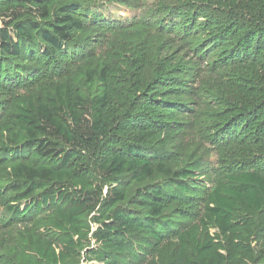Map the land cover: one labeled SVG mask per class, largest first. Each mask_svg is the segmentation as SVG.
<instances>
[{
	"label": "trees",
	"instance_id": "obj_1",
	"mask_svg": "<svg viewBox=\"0 0 264 264\" xmlns=\"http://www.w3.org/2000/svg\"><path fill=\"white\" fill-rule=\"evenodd\" d=\"M56 1L0 0V87L13 60L74 58L71 40L84 27L75 3L56 8L45 26L28 18L48 19ZM214 2L227 24L209 32V47L231 78L211 115L215 137L240 160L214 178L201 215L192 213L199 187L188 181L197 166L173 168L162 148L184 109L168 96L179 92L168 74L186 68L149 81L141 54L123 69L102 68L96 95L88 72L86 93L67 80L45 87L5 123L4 140L20 149L0 152L14 177L3 187L13 194L5 227L19 228L0 246V264H264V0ZM158 175L161 183L141 186ZM171 205L197 221L176 229L164 217Z\"/></svg>",
	"mask_w": 264,
	"mask_h": 264
},
{
	"label": "rangeland",
	"instance_id": "obj_2",
	"mask_svg": "<svg viewBox=\"0 0 264 264\" xmlns=\"http://www.w3.org/2000/svg\"><path fill=\"white\" fill-rule=\"evenodd\" d=\"M67 3L77 5L75 16L81 18L84 26L71 40L74 58L61 59L56 54L51 58L52 63L47 61L41 65L30 60L12 59L13 72L0 87V152L2 148L5 151L14 149L3 138L5 123L14 118L18 105L41 96L45 87L67 80L86 93L88 72H91L92 94L96 95L101 90L102 68L123 69L132 58L145 54L147 77L152 81L155 72L171 71L176 64L182 63L185 71L167 74L174 78V87L179 90L178 94L168 96L180 100L184 109L176 111L175 123L165 128L162 148L168 152L167 161L173 168L197 166L194 179L188 181L200 188H196L198 206L192 212L195 217L196 214L200 216L199 208L214 184V178L240 160L215 137L214 115H211L222 110L217 96L221 89L229 94V87L224 83L231 78L229 68L217 62L216 49L209 47V32L217 34L219 26L227 24L223 7L216 6L214 0H57L48 19H41L38 12L28 18L45 26L56 8ZM37 45L41 49L46 47L40 40ZM8 157L3 160L0 157V246L12 239L15 229L19 228L17 224L5 227L12 218L7 206L12 204L10 196L13 194H7L8 190L3 187L14 179L5 168ZM23 157L29 160L27 153ZM162 181L163 177L158 175L141 186L152 187ZM130 204L127 206L143 211ZM182 210L179 205H171L164 211L165 219L174 222L178 230L197 221L192 214L184 217ZM210 232L214 233V230ZM160 244L147 253V261L155 257Z\"/></svg>",
	"mask_w": 264,
	"mask_h": 264
}]
</instances>
